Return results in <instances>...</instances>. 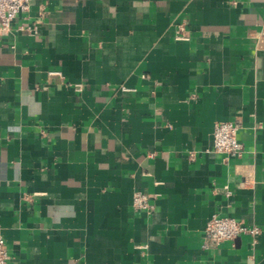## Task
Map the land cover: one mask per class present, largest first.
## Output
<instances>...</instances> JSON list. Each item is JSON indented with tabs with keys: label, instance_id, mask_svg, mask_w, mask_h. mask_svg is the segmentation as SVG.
<instances>
[{
	"label": "crops",
	"instance_id": "0c3cea01",
	"mask_svg": "<svg viewBox=\"0 0 264 264\" xmlns=\"http://www.w3.org/2000/svg\"><path fill=\"white\" fill-rule=\"evenodd\" d=\"M233 119L242 153L208 150ZM214 214L261 233L206 248ZM0 231L11 264H264V0H32L0 34Z\"/></svg>",
	"mask_w": 264,
	"mask_h": 264
},
{
	"label": "built area",
	"instance_id": "2783aa9c",
	"mask_svg": "<svg viewBox=\"0 0 264 264\" xmlns=\"http://www.w3.org/2000/svg\"><path fill=\"white\" fill-rule=\"evenodd\" d=\"M32 0H0V34L11 29L13 20L21 12L31 8ZM179 26L177 38H183ZM127 89V88H125ZM241 123L238 119L223 120L215 125L211 147L208 150L214 153H224L227 156L240 155L243 151V143L238 139V130ZM194 157V152H191ZM133 206L137 210H151L152 205L148 196L141 190L135 192ZM261 233L258 225H248L232 216L214 214L207 222L203 237L204 247L218 246L223 241L233 240L243 234H248L256 242ZM12 257L7 248L6 240L0 231V264H11Z\"/></svg>",
	"mask_w": 264,
	"mask_h": 264
}]
</instances>
